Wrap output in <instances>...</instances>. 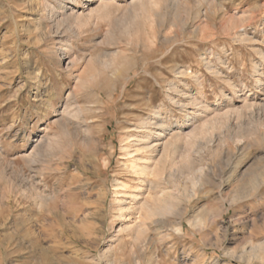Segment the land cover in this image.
Segmentation results:
<instances>
[{"label": "rangeland", "instance_id": "374dc122", "mask_svg": "<svg viewBox=\"0 0 264 264\" xmlns=\"http://www.w3.org/2000/svg\"><path fill=\"white\" fill-rule=\"evenodd\" d=\"M133 1L0 0V264H264V0Z\"/></svg>", "mask_w": 264, "mask_h": 264}, {"label": "bare ground", "instance_id": "6f19581e", "mask_svg": "<svg viewBox=\"0 0 264 264\" xmlns=\"http://www.w3.org/2000/svg\"><path fill=\"white\" fill-rule=\"evenodd\" d=\"M137 0H134L133 1V3H135ZM70 50V49H69ZM69 50H67L68 52H69ZM66 53L64 56L65 57H69V56H71L72 55V52H69V53ZM104 62V61H103ZM108 63V62H107ZM108 66V65H107ZM92 79V78H91ZM160 125V124H159ZM146 129V128H145ZM159 129V128H158ZM152 132V131H151ZM161 137H163L161 134H157V133H149V132H147V136L146 137H144L143 139H144V142L146 143V145H147V149H149L150 151L151 150H153V149H155V146H156V143H154V142H156V141H159L160 140V138ZM139 139V138H138ZM143 139L142 140H137V139H135L134 140V143L135 144H141V143H144L143 142ZM160 145V144H159ZM159 145H158V147H159ZM162 145V144H161ZM135 152H137L136 150H135ZM144 162V160L140 157H135L134 159H133V161H131V166H132V169H134V171H136V172H138V173H142V172H144V171H146L147 169H149V167H147V166H143V165H141L140 163H143ZM138 199V197H137V195L136 194H132L131 195V201H135V200H137ZM147 204V203H146ZM145 203H143V206H140V208H139V210H144V211H146L147 210V215H150V216H155V215H159V217L160 216H164V214H166L167 213V209L164 207H157V208H155V210L154 211H149L146 207H147V205H146ZM148 207H149V205H148ZM155 207V206H154ZM151 208V207H150ZM167 208H168V206H167ZM121 211V213L122 212H126V211H129V207H127V206H125V207H121V209H120ZM153 210V209H152ZM166 212V213H165ZM146 213V212H145ZM145 218H146V216H145ZM147 219V218H146ZM134 225V224H133ZM136 226H137V224H136ZM131 227L132 226H125V229L127 228V231L128 230H130L131 229ZM121 229V228H120ZM120 229H118V232H120ZM141 231H140V227L138 226L137 227V230L134 232L135 233V241L138 239L137 237H138V235H140L141 233H140ZM259 249V248H258ZM256 250V249H255ZM109 253V252H108ZM107 253V254H108ZM107 260L105 261L106 262V264H112V257L108 254L107 255ZM102 259V258H101ZM105 264V263H104ZM133 264H139V262L137 261V258L135 257V258H133Z\"/></svg>", "mask_w": 264, "mask_h": 264}]
</instances>
